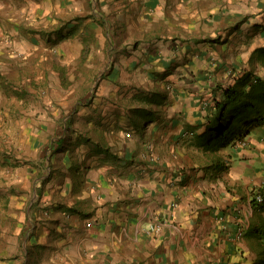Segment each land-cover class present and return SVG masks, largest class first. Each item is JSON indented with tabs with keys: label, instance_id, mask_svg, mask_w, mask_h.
I'll use <instances>...</instances> for the list:
<instances>
[{
	"label": "crops",
	"instance_id": "obj_1",
	"mask_svg": "<svg viewBox=\"0 0 264 264\" xmlns=\"http://www.w3.org/2000/svg\"><path fill=\"white\" fill-rule=\"evenodd\" d=\"M263 14L244 21L226 0H0V164L14 172L0 202V264L264 258V243L249 235L264 219L256 199L264 195V124L220 153L201 146L204 103L223 99L227 67L241 60L234 36L262 25ZM108 19L128 23V33H180L183 42L155 51V38L139 48L127 38L114 62ZM231 25L239 28L212 29ZM218 30L225 37L213 40ZM111 63L113 73L98 78ZM173 63L188 67L174 82L164 66ZM153 223L162 229L148 231Z\"/></svg>",
	"mask_w": 264,
	"mask_h": 264
},
{
	"label": "trees",
	"instance_id": "obj_2",
	"mask_svg": "<svg viewBox=\"0 0 264 264\" xmlns=\"http://www.w3.org/2000/svg\"><path fill=\"white\" fill-rule=\"evenodd\" d=\"M247 60L249 66L240 65L238 69H243L240 72L236 67L233 80L219 85L223 99L212 96L203 135L206 137L201 144L207 152L220 153L243 140L254 127L264 124V45L255 47ZM223 163L221 156H217L213 165L220 167ZM255 234L264 243V219ZM261 252L264 253V245Z\"/></svg>",
	"mask_w": 264,
	"mask_h": 264
},
{
	"label": "rangeland",
	"instance_id": "obj_3",
	"mask_svg": "<svg viewBox=\"0 0 264 264\" xmlns=\"http://www.w3.org/2000/svg\"><path fill=\"white\" fill-rule=\"evenodd\" d=\"M227 3L229 4H232V3H235V7L240 9L241 10V13L243 15V20L244 21H249V18L257 15V14H261V13H264L263 9H264V0H226ZM230 7V5H228ZM229 7L227 10H229ZM231 10V9H230ZM241 18V19H242ZM263 19L262 22V25H260L259 27H262V28H259V27H255L254 25H247L245 26L244 28V32L243 33H238L235 34L234 36V39H233V44L236 48V55L239 54V57L241 58V60H235L236 62H233L236 64L237 67H239L240 65L242 66H249L248 65V60H247V50L248 48L246 46H249L250 48H252L254 45H255V42L257 43H260L262 40H264V38H261V36L258 34V30L257 29H264L263 25H264V14H263V17H261ZM128 20V19H127ZM132 20V19H131ZM135 21V19H133ZM242 20V21H243ZM157 21H160V22H157ZM155 21L156 24L159 23L161 24L162 21L161 20H157ZM108 22L109 24L111 25L110 28V34L109 36H111V39H110V42H109V47H108V50H107V53L109 55L110 58H113V61L115 62V55L119 52L118 47L120 46V49L123 50V52H126L128 51V44H125L126 43V39L128 38L130 43L129 45H133V46H141L142 44H144V41H149L151 40V38H155V41L154 42H157V46L155 47V51H157L156 49H158L159 47L162 46V43L163 44H166V42L168 40H171L172 42V45L174 47H180L181 46V43L183 42V39H182V35L180 33H175V32H169L168 30L166 29H162V28H158V29H147L146 27L144 26H140L142 24H140L139 26L140 27H133L130 31V33H128L127 29H129V24L124 22V21H116L115 20H111V19H108ZM128 22V21H127ZM144 27V28H143ZM239 26H229V27H216V28H212V29H229L230 32H232L234 29H238ZM113 29H115L113 31ZM242 29V28H240ZM119 31V32H118ZM121 32V33H120ZM182 32L184 33H187V34H190L191 36H193L195 39H199L198 36H200V33H197V30H193V29H184L182 30ZM213 35L215 34V31H213ZM248 32V33H247ZM251 32V34H249ZM118 33V35H116ZM216 38H213V40H217V39H220L222 36L223 38L225 37L224 33H222V30H218L216 31V35H214ZM227 37V36H226ZM122 40H124L125 42H123ZM231 43V41L229 42V44ZM232 45V43H231ZM127 48V49H125ZM153 51V52H155ZM228 57H231L230 55H227ZM140 57V56H139ZM244 57V59L242 60V58ZM218 60V59H217ZM112 61V62H113ZM240 61H242V63H239ZM217 62V61H216ZM215 62V63H216ZM233 63L231 65H229L227 68L228 70L226 71L227 74V80L224 84H228L230 81L233 80L232 78V74H229L228 72L230 71H233ZM176 64V65H174ZM165 68H169L167 71V75H169L171 78L175 79H171L169 77L170 80H172L173 82L176 81V74L175 72H177L179 69H181L180 67H184L186 65H183L181 63H173V64H167V65H164ZM215 66V65H214ZM217 66V65H216ZM215 66V67H216ZM114 64L111 63L110 65H107L106 66H103V71L97 73V77L100 78L102 76V73H104L105 75H108L109 74H112L113 73V69H114ZM185 69H187L188 67H184ZM43 72L44 73H48L50 72V67L46 66V64L43 65ZM100 69V68H99ZM184 69V70H185ZM102 70V69H101ZM171 71V72H170ZM173 73V74H171ZM49 74V73H48ZM173 75V77H172ZM176 75V76H175ZM183 75V74H182ZM203 79H206L207 78V75L205 74V72H203ZM197 77V75L195 76ZM102 78L106 79L107 77L106 76H103ZM229 80V81H228ZM159 92V91H157ZM159 96V93L158 95L156 94V97L158 98ZM155 99V103L157 104V106H160L161 104V100L160 99ZM209 102H205L204 105L206 106V108L209 107V104L211 103V100L208 99ZM211 105V104H210ZM141 112H144L143 110H141ZM240 141V140H239ZM238 141V142H239ZM4 148L5 147H2L1 150L4 151ZM12 174H14L13 172V169H12V166L9 165V164H0V202L3 201V191L5 189V187L8 185V182H9V179L10 177H12ZM3 219H2V216H0V223H2ZM244 234H242L241 236H243ZM251 239L250 241H252V237H256L257 239V235L253 234V233H250L249 234ZM255 240V239H254ZM263 256L261 259H259V261H257V263L255 264H261L263 263Z\"/></svg>",
	"mask_w": 264,
	"mask_h": 264
},
{
	"label": "built area",
	"instance_id": "obj_4",
	"mask_svg": "<svg viewBox=\"0 0 264 264\" xmlns=\"http://www.w3.org/2000/svg\"><path fill=\"white\" fill-rule=\"evenodd\" d=\"M241 141H242V140H241ZM239 142H240V141H239ZM256 199H257L259 202H261V201L264 199V197H263V195H261L260 193H257V194H256ZM160 229H162V226H161L160 223H153V224H151L150 227L148 228V231L160 230ZM243 233H244L243 228H240V230H239V232H238L239 236H241Z\"/></svg>",
	"mask_w": 264,
	"mask_h": 264
}]
</instances>
